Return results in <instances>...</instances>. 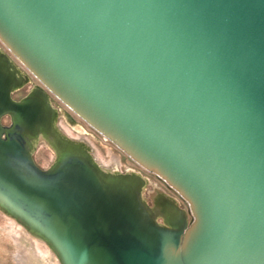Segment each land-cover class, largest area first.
Returning <instances> with one entry per match:
<instances>
[{"label": "water", "instance_id": "water-1", "mask_svg": "<svg viewBox=\"0 0 264 264\" xmlns=\"http://www.w3.org/2000/svg\"><path fill=\"white\" fill-rule=\"evenodd\" d=\"M0 42L188 207L158 222L145 178L100 169L43 90L12 98L29 77L0 51V209L61 264H264V0H0Z\"/></svg>", "mask_w": 264, "mask_h": 264}, {"label": "rangeland", "instance_id": "rangeland-1", "mask_svg": "<svg viewBox=\"0 0 264 264\" xmlns=\"http://www.w3.org/2000/svg\"><path fill=\"white\" fill-rule=\"evenodd\" d=\"M0 49L22 74L27 75L30 81L23 90L14 95L15 99L24 96L34 87L43 90L56 110L54 126L71 140L82 143L88 150L91 158L103 171L110 173L133 172L146 179L142 189V198L152 210L158 222L164 223L160 210L165 205L183 210L189 219L186 202L181 200L175 191L165 185L156 175L149 173L133 162L119 150L112 142L104 138L82 119L75 115L46 88L2 45ZM66 115L73 122H69ZM9 118L2 119L7 125ZM77 124L80 129L73 126ZM35 163L42 169L49 168L55 159V152L44 138H39L30 149ZM156 205H158L156 207ZM0 264H61L58 256L51 247L41 238L33 235L16 219L0 209Z\"/></svg>", "mask_w": 264, "mask_h": 264}, {"label": "flooded vegetation", "instance_id": "flooded-vegetation-1", "mask_svg": "<svg viewBox=\"0 0 264 264\" xmlns=\"http://www.w3.org/2000/svg\"><path fill=\"white\" fill-rule=\"evenodd\" d=\"M0 51L1 52H3L1 49H0ZM4 53V52H3ZM30 81V79H28V82ZM27 82V83H28ZM26 83V84H27ZM26 84H24L23 86H21V87H18V88H15L13 91H12V98L13 99H15L14 98V95L16 94V93H19L21 90H23V88H24V86L26 85ZM26 95V94H25ZM24 95V96H25ZM24 96H22V97H19L18 99H15V100H19V99H21V98H23ZM5 117H7V118H9V116H4L3 118H5ZM2 118V119H3ZM66 118H67V120L69 121V122H71V124L73 123L72 121H71V119L66 115ZM73 126L75 127V128H77V129H80V127L77 125V124H73ZM35 162V161H34Z\"/></svg>", "mask_w": 264, "mask_h": 264}, {"label": "bare ground", "instance_id": "bare-ground-1", "mask_svg": "<svg viewBox=\"0 0 264 264\" xmlns=\"http://www.w3.org/2000/svg\"><path fill=\"white\" fill-rule=\"evenodd\" d=\"M18 75H19V73H18ZM54 117H55V114H54ZM57 130V129H56ZM60 134H62V135H64L61 131H59V130H57ZM65 137L66 138H68L69 139V137H67L66 135H65ZM82 144V143H81ZM83 145V144H82ZM84 146V145H83ZM145 181H146V179H145ZM158 205H156V207H157ZM164 208V207H163Z\"/></svg>", "mask_w": 264, "mask_h": 264}]
</instances>
